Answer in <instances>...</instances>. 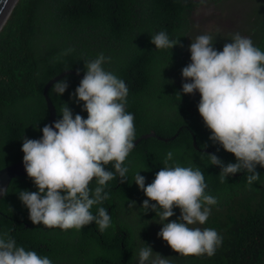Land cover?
<instances>
[{
    "label": "trees",
    "instance_id": "16d2710c",
    "mask_svg": "<svg viewBox=\"0 0 264 264\" xmlns=\"http://www.w3.org/2000/svg\"><path fill=\"white\" fill-rule=\"evenodd\" d=\"M200 4L196 0H19L0 32V170L22 162L23 138L39 139L40 130L50 125L44 97L47 83L69 70L83 74L84 62L99 53L109 58L104 69L128 88L125 111L134 117V142L151 134L156 138L141 141L129 153L124 162L129 169L126 178L115 173L114 162L105 166L114 173L104 189L108 199L91 209L96 215L97 208L104 207L111 217L103 234L94 222L80 231L33 225L18 199L19 192L36 190L27 177L14 180L0 201V234L7 233L18 246L47 256L53 264H137L141 242L151 246L160 220L140 208L146 197L133 177L140 172L145 184L151 183L171 151L169 164L198 167L205 175L206 194L217 200L205 224L197 226L214 229L222 243L212 257L196 256L191 262L264 264V169L257 166L261 177L251 187L246 171L221 182L220 168L207 155H217L225 165L235 163V158L209 140L196 99L190 100L169 79L159 86V66L169 57L167 71L177 67L179 47ZM247 10L246 22L235 33L264 51V0H255ZM160 31L179 38L170 52L156 50L150 43ZM235 33L220 35L221 49ZM68 49L72 51L65 54ZM80 79L62 78L59 82L68 83L62 96L55 90L57 83L49 90L57 119L62 104L86 118L82 105L69 99ZM95 186L93 178L89 187Z\"/></svg>",
    "mask_w": 264,
    "mask_h": 264
},
{
    "label": "clouds",
    "instance_id": "9594fccd",
    "mask_svg": "<svg viewBox=\"0 0 264 264\" xmlns=\"http://www.w3.org/2000/svg\"><path fill=\"white\" fill-rule=\"evenodd\" d=\"M191 38L187 49L190 62L182 53L178 66L167 71L166 80L180 85L181 93L190 100L198 101L197 112L210 133L209 140L235 158V163L225 165L217 155H207L210 163L220 168L221 182L246 171L251 187L261 177L257 166L264 169V51L238 32L222 49L219 39L213 41L210 35H199L194 41V35ZM178 39L160 31L150 43L156 50L170 52ZM108 60L103 53L86 60L78 86L69 93L70 100L82 105L86 118L62 104L60 118L45 124L39 139L23 138L22 164L36 190L21 191L18 199L33 225L80 231L94 222L101 234L111 226L104 207H98L96 215L91 209L108 199L104 189L114 173L105 166L114 162L115 173L126 178L129 169L124 162L137 140L134 142V117L125 111L128 88L122 79L104 69ZM67 88L66 80L55 85L59 96ZM172 159L169 151L164 166L147 185L140 172L134 174V184L146 197L140 208L144 214L155 213L160 220L151 246L141 242L137 264H195L192 259L212 257L222 243L214 229L197 226L205 224L211 206L217 203L205 192V175L198 167L170 165ZM93 178L96 186L90 188ZM129 206H135V202H129ZM0 264L53 262L18 246L4 233L0 234Z\"/></svg>",
    "mask_w": 264,
    "mask_h": 264
},
{
    "label": "rangeland",
    "instance_id": "374dc122",
    "mask_svg": "<svg viewBox=\"0 0 264 264\" xmlns=\"http://www.w3.org/2000/svg\"><path fill=\"white\" fill-rule=\"evenodd\" d=\"M196 1L202 4H200L193 12L191 19L192 25L187 31V38L189 37V40L186 39V41L181 43L178 50V62L181 59L182 53H185L187 61L190 62V53L187 49L192 42V35H194L193 41L197 36L203 34L210 35L213 37L214 41L215 39H220V37H222L220 35L235 33L236 30L246 22L247 9L254 4L255 0H223V2H219L220 5L213 3L212 0ZM183 33L184 32H182V34ZM168 63L169 57L164 58L163 63L159 66V86H164V81H166L165 74L168 69ZM191 95L197 96L198 94L193 93ZM136 212L137 210L131 211L130 214L134 215ZM160 241L161 243H164L161 239Z\"/></svg>",
    "mask_w": 264,
    "mask_h": 264
},
{
    "label": "water",
    "instance_id": "95a60500",
    "mask_svg": "<svg viewBox=\"0 0 264 264\" xmlns=\"http://www.w3.org/2000/svg\"><path fill=\"white\" fill-rule=\"evenodd\" d=\"M19 0H0V32L5 26L9 16L11 15L12 11L14 10L15 6ZM4 22V23H3ZM2 25V26H1ZM67 75H75L82 78L83 74L77 75V71H67L54 79H52L45 87L44 89V97L47 102L48 112L50 114V121L51 124L57 120V113H55L54 106L52 105V101L50 100L48 93L49 90L54 86L55 83H58L62 78H64ZM152 138H156V135L151 134L148 136H143L139 140H137L134 143V148L141 142L145 140H149ZM194 147L198 149L196 139L194 140ZM131 150V151H132ZM21 177H27L26 173L24 172L23 164L22 162L13 164L3 170L0 171V200L7 194L8 189L13 182V180Z\"/></svg>",
    "mask_w": 264,
    "mask_h": 264
},
{
    "label": "bare ground",
    "instance_id": "6f19581e",
    "mask_svg": "<svg viewBox=\"0 0 264 264\" xmlns=\"http://www.w3.org/2000/svg\"><path fill=\"white\" fill-rule=\"evenodd\" d=\"M4 23V22H3ZM2 26V25H1Z\"/></svg>",
    "mask_w": 264,
    "mask_h": 264
}]
</instances>
